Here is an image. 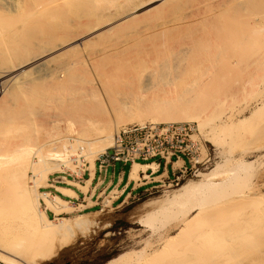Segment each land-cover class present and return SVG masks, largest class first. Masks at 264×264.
Returning <instances> with one entry per match:
<instances>
[{
    "label": "bare ground",
    "instance_id": "obj_1",
    "mask_svg": "<svg viewBox=\"0 0 264 264\" xmlns=\"http://www.w3.org/2000/svg\"><path fill=\"white\" fill-rule=\"evenodd\" d=\"M127 1L130 3H128L129 6L126 7L127 4H123V7L125 6L129 10H122V6H119L120 8H118V10H114L109 14L104 8L110 4L113 6L116 2L114 0H5L3 2L0 0V79L9 78L0 83V94L6 95V87H9L11 91L10 94L13 96L12 98L10 95L11 98H8V100L6 97H4L6 98L5 100L0 98L1 264H38L42 261L51 260L59 251L56 253L54 241L52 243L53 246L51 244L44 246L43 244L48 240H51V243L54 236L52 239L51 237H48L49 239L46 237L47 240H45V237L44 239L42 238L43 241H45H42L43 243L38 241V238H41L40 236H45L46 232H53L54 235L59 233V235H62L60 236L62 238L65 236L66 238L68 236L74 237L77 233L84 234L90 228L99 224L98 212L71 215L73 208H75L72 203L70 204L68 201L62 200L59 196H54L48 192H42L40 191V187L44 185V182L47 181L51 173L68 169L77 174H81L78 166L85 165L89 166V168H94L95 161L100 154L114 145L117 134V132L115 133L117 124H114L111 119L99 121L95 119L94 113L97 109H103L102 106L99 108V105L103 103L100 102V99H104L101 97H104L103 94H105V90L108 91L112 89L111 91H113V88H116L118 85L119 76L124 73L126 69L120 65L121 63L116 65L120 62L118 61L113 69H109V72H100L98 69H93L94 71H91L92 74L89 73L91 78L87 80V83H78V73L80 72H77V67V69H75L74 65L77 63L75 62L76 60L68 64L63 63V65L59 63L60 66H54V68L51 69L44 66L38 68L34 67V69L31 68L30 70H23V68H26L29 64L31 66L32 61H36L40 56H45V53L49 54L50 52L61 50L62 48L64 50L65 46L80 41L86 34L93 31L95 32L99 27L110 26L114 21L133 12L134 9L141 5L144 7L145 4L148 5V2H154V0H138L139 3L136 2L137 0ZM169 1L172 2L174 0H163L162 4L170 3ZM37 2L39 6L35 5ZM131 3L133 6H130ZM215 5L216 4H213L209 7V10H192L189 16L191 20L189 33H192V37H190L191 41H184L183 43L181 42V44L179 42L178 46V48L180 47L178 51L184 54L188 53L189 56L192 55L193 64L191 65H193L195 69V66L199 69H197L198 74L196 73V79L193 76L196 82V84H194L198 87L202 85L201 88L203 86L205 87L210 81L209 79L212 78L210 72L204 69L205 66L208 69L210 67L209 65L212 67L214 66V68H219V65L221 63L223 64L228 56L227 61L229 66L235 65L236 68L238 66L237 63L239 64V22L232 28H228L227 26L231 25L233 22H231L233 18L232 14L234 15L236 13V16H238L239 10H219L221 7L218 8L215 7ZM221 5L223 4L221 3ZM34 7L35 10L37 8L39 11L36 10L35 12L33 9ZM131 7L134 8L131 10ZM30 10L35 13H32ZM174 12L171 14L169 13L170 15H166L167 17H160L158 14L160 20L156 19V22H151L153 24L145 22L149 25H145L144 23L145 26H143L142 29L135 28L137 31H135V33L131 32L134 33L132 37L138 38L149 32L167 29L169 25L181 24L188 18V16L186 18L180 16L177 11L176 13ZM186 12H188V10H186ZM144 13H147V11ZM82 14L86 15L91 21L85 25L83 24V26L86 27L83 33H78L77 31V35L73 33L74 36H70L69 38V31L67 29H71V24L66 20H69L72 16H75L74 18H76V16L81 17ZM135 17H137V15ZM48 25H50V27L47 31L45 26ZM123 27H125V25ZM117 28L119 27L117 26ZM120 28L122 29V27ZM63 29L68 31V39H61L57 42L56 38H62L58 33L61 31L64 32ZM40 31L42 34H39L42 35V39L47 37L48 41H46V39L45 41L48 43L50 40L51 43L47 45L46 49L43 48L44 45H42V50H40L42 52L39 51L37 54L34 51L35 47L33 48V41H36L33 37ZM115 31L114 29V32ZM67 33L64 32V34ZM117 33H119V31ZM112 36L114 37V35ZM117 36L116 39L118 40L119 37L117 38ZM42 39L41 41H43ZM88 40L92 42L91 39ZM37 41L40 43V40ZM166 41L154 42L151 48H149L150 51L149 49L147 50V54L154 55L151 59L152 64L157 63L156 65L162 66V62L165 60H161L167 58L169 55L173 57V55L169 53H172L174 50L172 47L171 49L173 51L166 49L169 46L165 44ZM46 42H43V44ZM173 42H171V44ZM83 44L85 46L88 45V43L85 42ZM106 46L103 52L117 47V44L110 43ZM76 49L77 48H71L67 50V53H64H72L73 50L74 55H77L75 52L79 51H76ZM60 54L62 55V53ZM101 54L103 53L101 52ZM61 55L58 56L62 57ZM149 55L148 57H152ZM259 56H257L258 58L255 57L257 59L254 58L255 60L253 59L254 61H252L256 64L259 61L261 62L264 56ZM234 57H237L236 60ZM74 58H77V56ZM171 58L170 60H173V58ZM50 59L49 63L51 61ZM52 59L57 60V58L53 57ZM91 60L93 61V59ZM183 60L185 59L183 58ZM81 61L82 60H80V63ZM148 62L146 61L145 65L147 66H143L141 69V78L149 82L152 78H155L157 69L154 68L155 66L152 67L151 64L148 65ZM44 63L46 64V62ZM166 63L164 62V64ZM90 64L92 65L91 62ZM251 65L253 66V64ZM232 67L234 68V66ZM161 68L163 67H160V69ZM165 69L167 68L165 67ZM17 70L18 72L22 70V73L12 76ZM195 71H193V74ZM232 78L231 82L234 81V78ZM212 79L215 80V78ZM229 79L227 80L225 78V83L229 81ZM41 80H44V84L46 80H49L48 82L51 84H41L39 82ZM231 86L232 92L236 90L239 91L238 82L234 81ZM224 87H226V85H224ZM181 95L179 97L182 98H180L182 103L179 101V98L176 97L179 102L176 101V98H172L174 100L172 103V99H166L167 102H165V105H163L164 100L160 105L156 104L157 102H155V100L157 99L154 100L152 98L154 104L152 103V106H148L151 111L147 107L145 111H159V115H165L164 118L167 119L165 120L161 117L164 119V123L165 121L167 123H173V121L176 122L177 120H194L199 122V127L203 129L204 121L202 119L204 118L202 117L204 115L201 116V114L202 112H204V114L206 113L204 111L205 108L202 109V111L200 110L201 108L199 109V107L197 108L195 105L193 107V104L197 105L196 102L198 97L193 98L197 100L196 102H193V100L192 103V99H185L187 95L184 97ZM46 101L47 103L56 101L57 104L61 102L59 106L61 104L63 109L62 112H59L61 108L58 111L61 115L58 113L56 114L57 108V110H54V112L56 111L55 113L52 111V113H49L48 110L46 111L45 107L50 104L48 103V105H46ZM185 101H189V103ZM199 101L200 100H198V102ZM180 103H184L185 105L181 107ZM148 104L150 103L148 102ZM200 104L197 106H200ZM59 106L57 107L59 108ZM175 107L178 109L180 108V114L175 113L178 110H175V112L173 111ZM124 108L126 109V107ZM207 113L210 114V112ZM261 113H264V99L262 102L258 103V106L252 114L239 120V129L244 126H247L246 128L261 126V128L264 129V118L262 120L258 118ZM170 114L173 116H169ZM141 115L143 116L144 114ZM145 116L146 115L138 120L139 122L141 121L139 124L163 123L160 122V117L158 118L160 121L154 118L156 120L153 119V121L151 120L152 122L148 121V123L144 121L146 118ZM81 117L84 119L86 118V126H83L84 128L81 126L83 125L81 122H83L84 119L83 121L79 119L80 122L77 120V118ZM78 123H81L79 125L80 127ZM44 125L50 126V129L46 133L43 132L38 134L41 131V127L43 128ZM16 133H18V137H15H17L18 140L15 138L14 140L16 141H14L13 134L16 135ZM209 141L213 142L214 139L211 137ZM261 147H264V145ZM258 149L259 147H256L251 150L246 146L243 150L245 153H248ZM239 160V171L237 172L232 170L221 172L222 169L220 170V167V171L216 169L208 173H199L198 176L200 180L185 183L181 185L179 189L172 191L164 198L151 203L150 207L153 208V210L142 218L139 223L146 226L153 233V248L148 251L142 250L123 253L110 260L107 264H264V194L253 191L250 193L243 192L240 193L239 196H234V191L236 189V193L238 192V186L245 187V185L251 181L254 174L251 171L254 166L249 165L244 156L243 158L240 157ZM152 166L155 167V164ZM148 167L149 166L142 164H135L134 174L140 169H146ZM29 172H33V176H31ZM46 206L52 208L56 212L57 218H49L45 210ZM242 206L244 208L246 207V209L248 208L247 213L244 214L245 211L242 209ZM251 207H255V209L251 210ZM241 212L243 214H239ZM61 213H66L67 215H61ZM38 233L41 235L38 236ZM55 237L54 239L56 240L57 237ZM58 241H60V238L57 242Z\"/></svg>",
    "mask_w": 264,
    "mask_h": 264
},
{
    "label": "rangeland",
    "instance_id": "obj_2",
    "mask_svg": "<svg viewBox=\"0 0 264 264\" xmlns=\"http://www.w3.org/2000/svg\"><path fill=\"white\" fill-rule=\"evenodd\" d=\"M3 1H5V0H2V2ZM114 1H116V2H115V4H113V6L110 4L109 6L104 8V10L106 12H108L109 14L111 12H113L114 10H118V8H120L119 6H122L121 7L122 10L128 9L126 7L129 6V4H130L127 0H126V2H125V0H114ZM139 1H141V0H139ZM139 1L137 0L136 2L139 3ZM162 2H163V0H154L153 3L148 2L149 6L145 4L144 7H142L143 5H141L140 7L134 9L133 12H130L126 16H123L122 18H119L116 21H114L112 24H110V26L109 25L101 26V27H99V29L95 30V32L93 31L89 34H86L80 41L74 42V43H71V44L65 46L64 50L62 48L61 50L59 49V50H56L54 52H50L49 54L45 53L47 56L46 55L40 56V58H37L36 61L35 60L32 61L31 66L29 64L28 66H26V68H23V70H30L31 68L34 69V67L38 68L41 66H44L48 69H51V68H54V66L58 67V65L60 66V64L61 65H63V63L68 64V63L76 60L75 62H77V63L74 66H75V69L78 68L77 72H80V73H78V83H80V82L87 83V80L91 78V75H89V73H91V71L98 69L100 72L101 71L109 72V69L110 70L113 69L116 62L120 61L116 65L121 63L120 65H122L123 68H125L126 70L124 71V73H122L119 76L118 85L116 88L115 87L113 88V91H111L112 89L111 90L109 89L110 90V91L108 90L109 92L107 90H105V94H103L104 97H101L104 99H102V100L100 99V102H103V103L101 105H99V108L102 106L103 109H97V111L94 113L95 119H97L99 121L108 120V119L113 120V123L117 124L116 125L117 128L115 129V133L118 132L124 126L130 125V124H135V123L139 124L141 121L139 122L138 120H140L141 117L143 118L144 115H146L145 116L146 118L144 119V121H146V122H148V121L152 122L154 118H157V120L161 119V121L160 120L159 121L164 123V119L165 120H167V119L164 118L165 115L164 116L161 114L159 115V111L154 112L155 111L154 110L153 111L154 113L148 112V110L145 111L147 108L150 110V108L148 106H152V103L154 104L153 99L154 100L157 99V100H155V102H157L156 104L161 105L164 102L163 105H165L166 104L165 102H167L166 99L170 100V99H172V98L174 99L176 97H178L179 101L181 102L182 98L179 96L185 92L187 94L185 93L181 96L184 97L185 95H187V97L185 96V99L186 98H187L186 100L192 99L191 102L193 100H194L193 102H196L197 99H193V98L198 97V100H200V101L198 102V100H197V102H196L197 105H199L200 103H202V104H200V106L193 104V107L195 105L197 108L198 107H199V109L201 108L200 110L205 108L204 111L206 113L210 112V114L209 113L204 114V112H202V114H201V116L204 115L202 117L204 119L201 118L204 121V128L201 129L199 127V122L194 121V120H188V121L187 120H182V121L177 120V121L178 122H194V123H196V125L198 127V132H199L198 137L201 140V144H202V154L199 156V158H200V160L209 159V161L206 164H203V165L200 164L199 165L200 169L197 172H192V173H189L188 175H185V176L179 175L180 179H178L177 181H169L164 185V187L156 189V190L152 191L151 193H147V194L138 196L137 198L128 200L120 206L104 207L102 210L98 211L99 224H97L96 226H93L88 231H86L84 234L83 233H77L74 237L68 236L66 238V236H65L62 238V237H60L62 235H59V233H58L57 234L58 236L55 234L57 237L56 238L55 235L53 234V232H46L47 236L46 235L40 236L41 235L40 233H43V232L38 233V236L41 237V238H38V241L39 242L41 241L40 243L45 242V241H43L44 237H45V240H47L48 237L49 238L51 237V239H52V237L54 236L56 238V240L53 237L51 243H50L51 240L50 241L48 240L45 242L46 244L44 243L43 245L44 246L45 245L48 246L49 244L52 245V243L54 241V248L56 250V253L59 251L51 260L42 261L38 264H88V262L97 263V264H107L110 260H112V259H114V258L118 257L119 255L126 253V252L142 251V250L148 251L149 249L151 250L153 248V244H152L153 233L146 226H143L139 223L142 218L147 216L153 210V208L150 207V204L157 201V200L164 198L166 195L170 194L172 191L179 189L180 186L185 184V183H188L190 181L200 180V177L198 176L199 173H208V172H211L212 170H216V169L219 170L220 167H221L220 170L222 169L221 172L230 171V170H232L234 172L239 171V163H240L239 159H240V157L243 158V156H244V158L247 159L246 161L249 165L254 166L251 170L254 174L252 176L251 181L247 185H245V187H242V186L239 187L238 186V192L237 193H236L237 189L236 190L234 189L235 190L234 196H236V195L239 196V194L243 193V192L244 193H250L253 191L264 194V149H263L264 147H261L262 145H264V129L261 128V126L250 127V128H246L247 126H244V127L239 129V120L242 118H245L246 116H248L250 114H252V112L258 106V103L262 102V100L264 99V60H263L264 58H262L261 62L260 61L257 62V64L253 62L255 59L258 58L257 56H259V55L264 56V0H227V1H224V0H174L172 2L169 1L170 3H164V5L162 4ZM132 3L130 6H133ZM221 3L223 5H221ZM123 4L124 5L127 4L126 7L124 6L125 8L123 7ZM134 4H135V2H134ZM213 4H216L215 7H218V8L221 7L219 10H239L238 16H236V13L233 15L230 12L233 16V18L231 19V22L232 21L233 22L231 25H227L228 28H232L233 26H235L239 22V64L237 63L238 66L236 65L237 66L236 68H235V65H232V66H234V68L232 66H229V63L227 61V59L229 57L228 56L226 58L225 62H223L224 61V59H223V61H222L223 64L221 63L219 65V68H217V67L214 68V66L212 67L211 65H209L210 67L208 69L204 65L205 66L204 69L206 71L210 72V74L212 75V78H215V80H213L212 78L209 79L210 81L207 83V85H205V87L203 86L201 88L202 85H200L199 87L197 85H195L196 84V82H195L196 77L195 76L198 74L197 73L198 67L195 66L196 67V69H195L193 67V65H191V64H193V62H192L193 60L191 58L192 55L189 56L188 53L184 54V53L178 51V49L180 48V47L178 48V46H179V42L181 44V42L183 43L184 41L185 42L191 41L190 37H192L191 36L192 33L189 34L190 33L191 20L189 19V16L191 15L192 10H209L208 8L211 7ZM35 5L39 6L38 2L35 3ZM136 5H137V3H136ZM38 6H35V7H38ZM156 6H157V8H156ZM35 7L33 9L36 12V10H38V9L36 8V10H35ZM153 7H155V8H153ZM133 8L134 7H131V10ZM150 8H151V11H150ZM121 9H119V10H121ZM148 9H149V12H148ZM101 10H103V9H101ZM157 10H158V12H157ZM186 10H188V12H186ZM146 11H147V13H144ZM176 11L178 12V14L180 16H182L184 18H186L188 16V18L186 20H184L181 24L169 25L167 29L158 30L156 32H149L147 34H143V35L139 36L138 38L132 37V34H134L138 28L142 29L143 26L149 25L146 23L153 24L154 22H156V19L160 20V17L170 15L173 12L176 13ZM31 12L35 13L33 11H31ZM158 14L160 17L158 16ZM136 15H137V17L139 15L140 16L137 18V17H135ZM74 17L73 16L71 18L68 17L70 19L66 20V21H69V23L71 24V29L70 28L67 29L69 31V38H70V36H74V34L77 35L78 33H83L86 29V27H84L83 24L85 25L91 21V19L89 20L88 17L86 15H83V14L81 15V17L80 16H76V18H74ZM131 17H132V19H131ZM150 18H151V20H150ZM238 19H239V21H238ZM135 20H136V22H135ZM144 20H146V21H144ZM153 20H155V21H153ZM151 22H153V23H151ZM158 22H160V21H158ZM144 23H145V25H144ZM123 24L125 25V27H123L124 26ZM117 26L119 28H117ZM49 27H50V25L45 26V29L47 30ZM120 27H122V29ZM135 28H137V29H135ZM114 29L116 30L115 32H114ZM61 30H62V28H61ZM63 30L65 33L68 32L66 29H63ZM117 30L119 31V33H117L118 32ZM77 31H78V33H77ZM108 31H109V33H108ZM64 32L61 31L58 33V35L62 36V38L61 37L56 38L57 42H58V40H61V39L62 40L68 39V33L64 34ZM131 32H134V33H131ZM39 33L42 34L40 31V32L36 33L33 37V39L36 40V41H33V48L35 47L34 51L37 54L40 50H42V48H41V47H43L42 45H44L43 48L46 49L47 45H50L49 43H51L50 40L48 43L46 42V41H48L47 37L42 39V35H40ZM70 33H71V35H70ZM65 35H66V37H65ZM112 35H114V37ZM40 36H41V39L43 41H41ZM116 36H117V38L119 37L118 40L116 39ZM37 37H39V38H37ZM45 39H46V41H45ZM88 39H91L92 42ZM162 39H164L165 41L167 39L165 44L169 45L168 46L169 48L167 47L166 49H170V51L173 49L174 51L172 50L173 52L169 53V54H172L173 57L169 55V56H167V58H169V59L164 58L163 60H161V61L165 60L164 62L166 63V61H167V63L164 64V62H162V66H160V65H156L157 63L152 64L151 59L153 58L154 55L147 54V50L149 48H151V46L153 45L154 42L164 41ZM37 40H40V43ZM88 41L90 42V44ZM101 41H103V42H101ZM43 42H46V43L43 44ZM84 42L88 43V45L85 46L83 44ZM171 42H173L174 44L173 43L171 44ZM110 43H116L117 47H115V48L113 47L112 49H109V51L105 50L104 52H106V53H104L103 49L106 48L107 47L106 45H109ZM39 46L41 49L39 48ZM171 47H172V49H171ZM71 48H77L76 51H79V52H75V53H77V55H74L73 50H72V53L68 52V54H66L67 50H70ZM36 49H37V51H36ZM99 51H101L103 54H101V52H99ZM149 51H150V49H149ZM40 52H42V51H40ZM64 52H66V53H64ZM178 52H180V53H178ZM60 53H62V55ZM63 54H65V55H63ZM174 54L175 55L177 54L176 57ZM56 55L57 56L61 55L62 57L58 56L59 57V59H58V57ZM79 55H80V57H79ZM148 55L152 56V57H148ZM184 55H186V56H184ZM75 56H77V58H74ZM52 57L57 58V60L52 59ZM78 57H79V59H78ZM171 57L173 58V60H170ZM255 57H257V58H255ZM259 57H261V56H259ZM88 58L90 60L93 59V61L92 60L90 61ZM183 58L185 60H183ZM234 58L236 60L237 57H234ZM49 59L51 60L50 63H49ZM84 59L85 60L88 59L87 61L88 62L90 61L92 63V65L90 64V62L88 63ZM80 60H82L81 63H80ZM146 61L147 62L149 61L148 65L151 64L152 67L155 66L154 68L157 69V73H155L156 75L154 74L155 78H152V80H150L149 82L147 80L145 81V79L142 80V78H141V75H142L141 69L143 66H147V65H145ZM44 62H46V64ZM112 62L114 63V65ZM190 62H192V63H190ZM99 63H101V64H99ZM251 64H253V66ZM96 65H97V67H96ZM98 65H100L102 68ZM163 65H165V66H163ZM157 66L159 67V69ZM160 67H163V68L160 69ZM165 67L167 69H165ZM104 69H106L107 71ZM18 70L15 71L17 73L14 72V74L12 76H15V74L17 75V74L22 73V70H20L19 72H18ZM0 71H1V68H0ZM193 71H195L194 74H193ZM42 72H44V71H42ZM155 72H156V70H155ZM226 72H227V74H226ZM238 72H239V74H238ZM223 75H225V76H223ZM193 76L195 77V79ZM223 77H225L227 80L229 78L230 79H229V81H226V83H225V78H223ZM237 77H238V80H237ZM231 78L234 81L239 83V91L236 90V91L232 92L231 84L234 81L232 80L233 82H231ZM7 79H9V78L8 77L5 79L1 78L0 83L3 82L4 80H7ZM153 79H154V81H153ZM193 80H194V82H193ZM43 81L41 80L39 82L41 84H44ZM48 81L46 80L44 85H46V83L51 84ZM220 82H222V83H220ZM224 85H226V87H224ZM227 87H229V88H227ZM106 91H107V93H106ZM10 93H11V91L9 90V87H6V91H5L6 95L0 94V98L3 100H5L7 98V100H8V98H11V96H12V94H10ZM216 96L218 99L216 98ZM4 97H6V98H4ZM12 98H13V96H12ZM178 98H176L177 102H179ZM173 99H172L171 103L174 102ZM11 100H14V99H11ZM205 101H207V102H205ZM139 102H141V103H139ZM148 102L151 105L148 104ZM158 102H161V103H158ZM168 102H170V101H168ZM187 102L189 103V101H187ZM191 102H190V104H191ZM45 103H46V105H48V103H50L48 106L45 107V110L46 111L48 110L49 113L51 111L54 112V110L56 108L58 109V110L56 109L57 112L55 111L56 114L58 113L60 108H61V111H59V112H62L63 106L61 104L59 106V103H61V102H58V104H57L56 101H53L52 102L53 104H52L51 102L47 103V101H46ZM216 103H218V104H216ZM190 104H188V105H190ZM53 105H56V106H53ZM182 105L184 106L185 104L184 103L181 104V107H182ZM57 106H59V108ZM124 107H126V109ZM134 108H138V109H134ZM210 109L212 112L210 111ZM175 110H178V111L175 112ZM179 110H180V108L178 109L177 107H175L173 109V111L177 114H180ZM175 113H174V115H175ZM141 114H144V115L142 116ZM59 115H61V113ZM210 115H211V117H210ZM85 116H86V114H85ZM169 116H173V115L170 114ZM176 116L180 117L179 115H176ZM87 117H88V115H87ZM161 117H163L164 119ZM258 118L260 120H262L264 118V113H261L258 116ZM79 119L81 121H83L84 118H82V117L77 118L78 121H79ZM85 119L83 122H81V123H83V125H81L82 128H84L83 126H86V124H85L86 120ZM154 120H156V119H154ZM173 122H175V121H173ZM165 123H167V122L165 121ZM80 124L78 123V126ZM46 125H49V124H46ZM226 126H227V128H226ZM49 127L50 126L44 125L43 128L41 127L42 132L40 131L38 134H41L43 132L46 133L50 129ZM85 128H87V127H85ZM224 128H226V129H224ZM228 132L230 133V136H229ZM216 133H218V134H216ZM17 134L18 133H16V135L13 134V140L18 137ZM42 135H44V134H42ZM15 136H17V137H15ZM211 137L214 139L213 142L209 141V139ZM16 140H18V138ZM16 140H14V141H16ZM31 143H33V142H31ZM246 146L249 147L251 150L256 148V147L257 148L259 147V149L254 150L252 152L245 153L243 149ZM79 171L81 174L83 173V170L79 169ZM58 173L63 174V173H71V172L68 169H64V171L63 170L61 172L58 171ZM29 174L31 176H33V172H29ZM52 174H54V173H52ZM40 189H41L40 191H42V192L44 191L43 188L40 187ZM246 206H247V204H246ZM242 209L245 211L244 212L241 210L242 212H244V214L247 213L248 208L246 209V207L245 208L243 207ZM253 209H255V207H251V210H253ZM239 211H240V209H239ZM242 212L239 214H243ZM79 213H89V212H79ZM239 216H241V215H239ZM51 218L55 219L57 217L51 216ZM50 233L52 234V236ZM59 238H60V241L57 242V240ZM39 239H41V240H39ZM63 240L64 241L66 240L68 242H66V241L64 242ZM60 242L66 243V244H62ZM0 264H1V262H0Z\"/></svg>",
    "mask_w": 264,
    "mask_h": 264
},
{
    "label": "crops",
    "instance_id": "obj_3",
    "mask_svg": "<svg viewBox=\"0 0 264 264\" xmlns=\"http://www.w3.org/2000/svg\"><path fill=\"white\" fill-rule=\"evenodd\" d=\"M135 164L139 163L117 162L101 170L96 159L94 168L87 166L82 174L51 173L41 188L43 192L72 203L75 208L71 215L87 214L79 212L92 213L107 206H120L128 200L162 188L167 182L179 177L181 167L188 166L187 161L182 159H173L167 164L155 163V167L152 166L153 162L140 163L149 167L134 174ZM45 210L49 218L57 217L52 208L46 206Z\"/></svg>",
    "mask_w": 264,
    "mask_h": 264
},
{
    "label": "built area",
    "instance_id": "obj_4",
    "mask_svg": "<svg viewBox=\"0 0 264 264\" xmlns=\"http://www.w3.org/2000/svg\"><path fill=\"white\" fill-rule=\"evenodd\" d=\"M194 122L162 124H130L116 134L114 145L97 158L101 170L117 162L167 164L173 159L185 160L188 166L179 169L185 176L197 172L199 165L209 159L200 160L202 144ZM85 170L86 166H78ZM78 175L76 172L70 171ZM180 179V176L175 180Z\"/></svg>",
    "mask_w": 264,
    "mask_h": 264
},
{
    "label": "trees",
    "instance_id": "obj_5",
    "mask_svg": "<svg viewBox=\"0 0 264 264\" xmlns=\"http://www.w3.org/2000/svg\"><path fill=\"white\" fill-rule=\"evenodd\" d=\"M88 264H97V263L88 262Z\"/></svg>",
    "mask_w": 264,
    "mask_h": 264
}]
</instances>
